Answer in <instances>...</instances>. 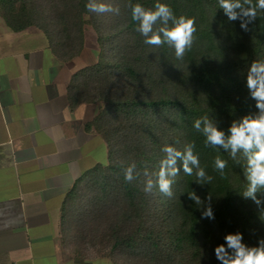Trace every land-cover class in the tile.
<instances>
[{
	"label": "trees",
	"instance_id": "obj_1",
	"mask_svg": "<svg viewBox=\"0 0 264 264\" xmlns=\"http://www.w3.org/2000/svg\"><path fill=\"white\" fill-rule=\"evenodd\" d=\"M156 2L196 18L197 40L183 60L167 45H145L128 0H115L112 6L120 11L108 15L105 34L97 38L98 61L76 73L68 86L72 108H99L86 130L108 148V164L82 175L63 204L62 234L78 263L93 253L112 264H220L213 250L226 233L242 232L250 246L264 238V210L241 196L247 184L243 161L236 164L222 150L205 147V138L192 127L209 115L227 130L233 120L256 111L245 80L250 64L264 60V14L244 32L239 21H227L217 0H132L145 8ZM87 3L0 0V14L14 32L41 31L54 54L69 62L83 52L85 26L100 30V14L89 13ZM185 142L195 143L212 183L201 185L195 175L181 172L172 198L158 188L146 193L144 171H159L165 145L182 149ZM217 155L228 160L225 178L214 171ZM132 162L139 175L129 183L123 167ZM193 191L205 202L208 194L213 197L214 220L202 219L203 205L188 198Z\"/></svg>",
	"mask_w": 264,
	"mask_h": 264
},
{
	"label": "crops",
	"instance_id": "obj_2",
	"mask_svg": "<svg viewBox=\"0 0 264 264\" xmlns=\"http://www.w3.org/2000/svg\"><path fill=\"white\" fill-rule=\"evenodd\" d=\"M81 55L61 61L41 31L14 32L0 14V264H78L63 204L82 175L108 164L106 143L86 130L98 107L69 101L89 66Z\"/></svg>",
	"mask_w": 264,
	"mask_h": 264
},
{
	"label": "clouds",
	"instance_id": "obj_3",
	"mask_svg": "<svg viewBox=\"0 0 264 264\" xmlns=\"http://www.w3.org/2000/svg\"><path fill=\"white\" fill-rule=\"evenodd\" d=\"M217 3L227 21H239L244 32L252 31L259 16L264 14V0H217ZM85 7L89 13L96 14L118 15L120 11L118 6L98 3L97 0H88ZM127 7L131 20L136 23L135 31L143 37L145 45L157 48L167 45L177 60H183L186 53L192 50L198 31L195 17L177 15L168 4L161 2H156L152 8H145L140 3L128 0ZM245 87L247 99L255 102L254 113L233 120L227 130L221 129L209 115L195 119L192 127L205 138V147L222 150L236 164L243 161L242 171L247 184L241 196L264 210V60H254L250 64ZM195 147L192 142H185L182 149L165 145L161 149L164 157L160 160L159 171L149 173L145 170L143 173L147 177L143 190L151 193L158 188L163 196L172 198L175 178L181 172L187 176L195 175L196 182L201 185L211 184L214 177L201 167L199 156L194 152ZM213 167L221 178H225L228 160L217 155ZM137 175L135 162L123 167L126 182H132ZM188 198L196 205H203L202 219H215L211 195L208 194L206 202L194 191L188 194ZM213 251L220 264H264V238H259L256 245L250 246L244 242L243 233L239 231L226 233L223 243L216 245Z\"/></svg>",
	"mask_w": 264,
	"mask_h": 264
},
{
	"label": "rangeland",
	"instance_id": "obj_4",
	"mask_svg": "<svg viewBox=\"0 0 264 264\" xmlns=\"http://www.w3.org/2000/svg\"><path fill=\"white\" fill-rule=\"evenodd\" d=\"M99 3H107V4H115V0H99ZM110 13H104L100 14L98 25L100 27V30H97L92 27V25L87 24L85 26V48L83 49V54L81 55V60L83 65H91L95 64L98 61V56L100 53L99 44L97 41V38L101 33L105 34L106 28H107V20L108 15ZM103 16V17H102ZM101 32V33H100ZM99 112V108H98ZM98 114V113H97ZM73 251V247L71 246V253ZM79 264V263H78ZM82 264H112V262L107 258L103 256L93 257V253L90 254V258L88 262H84Z\"/></svg>",
	"mask_w": 264,
	"mask_h": 264
}]
</instances>
